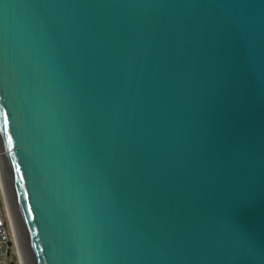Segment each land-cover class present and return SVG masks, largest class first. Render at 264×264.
<instances>
[{
    "label": "water",
    "instance_id": "water-1",
    "mask_svg": "<svg viewBox=\"0 0 264 264\" xmlns=\"http://www.w3.org/2000/svg\"><path fill=\"white\" fill-rule=\"evenodd\" d=\"M0 181L21 264H264V0H0Z\"/></svg>",
    "mask_w": 264,
    "mask_h": 264
},
{
    "label": "built area",
    "instance_id": "built-area-1",
    "mask_svg": "<svg viewBox=\"0 0 264 264\" xmlns=\"http://www.w3.org/2000/svg\"><path fill=\"white\" fill-rule=\"evenodd\" d=\"M17 254L16 241L0 181V264H12L14 255L17 258V264H21L19 254Z\"/></svg>",
    "mask_w": 264,
    "mask_h": 264
},
{
    "label": "trees",
    "instance_id": "trees-1",
    "mask_svg": "<svg viewBox=\"0 0 264 264\" xmlns=\"http://www.w3.org/2000/svg\"><path fill=\"white\" fill-rule=\"evenodd\" d=\"M12 264H17V258L15 255L13 256V263Z\"/></svg>",
    "mask_w": 264,
    "mask_h": 264
},
{
    "label": "rangeland",
    "instance_id": "rangeland-1",
    "mask_svg": "<svg viewBox=\"0 0 264 264\" xmlns=\"http://www.w3.org/2000/svg\"><path fill=\"white\" fill-rule=\"evenodd\" d=\"M15 252H16V250H15ZM18 255V254H17Z\"/></svg>",
    "mask_w": 264,
    "mask_h": 264
}]
</instances>
